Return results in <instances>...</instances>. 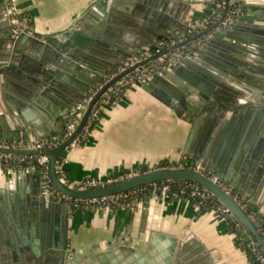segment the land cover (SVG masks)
<instances>
[{
    "label": "water",
    "instance_id": "1",
    "mask_svg": "<svg viewBox=\"0 0 264 264\" xmlns=\"http://www.w3.org/2000/svg\"><path fill=\"white\" fill-rule=\"evenodd\" d=\"M165 1L92 0L74 17L72 25L40 36L30 26L17 30L20 24L11 19L12 2L0 0V93L7 87L9 94L14 92L27 100H38L39 94H49L47 90H55L61 98L67 99L68 96L61 89H55L52 82L75 88L76 96L68 98L67 103L49 94L56 103L51 129L48 132L39 131L38 134L45 142L53 136L60 138L59 125L66 124L60 108H69L74 102L85 99L89 89L114 64L124 61L155 37L190 28L188 21L176 19L167 11ZM254 13L250 10L238 14L232 23L214 31L201 52L184 55L175 64L158 70L150 83H139L171 106L178 116L190 122L191 129L184 147L186 155L191 157L188 165L155 167L92 186L72 184L59 175L60 152L78 139L93 103L108 84L92 98L76 130L58 145L45 146L39 150H5L46 153L49 156L48 175L52 183L63 193L74 197L106 196L159 180L187 179L197 182L224 203L246 228L242 236L248 240L251 233L264 249V238L258 230L262 222L255 221L231 193L209 176L214 172L223 183L231 184L234 188L232 193L248 198L253 209H258L262 203L264 179H260L259 175L264 170V18L246 24V21L253 22ZM225 14L226 11L218 21L193 38L216 28ZM21 42H26L35 54H43L49 60L48 74H42L41 71L35 72L36 77L25 74L26 65L15 53L19 51L18 44ZM178 78L185 81L186 85L178 84ZM244 108H247V116L255 117L250 123L251 133L248 132V137L253 134L256 136L251 148H245L237 154L240 163L233 161L236 158L233 150L227 157L218 152L211 154L209 139L214 133V124L228 112H231V124ZM209 112L213 116L206 128L202 120L206 119ZM0 114L6 121L5 112L1 111ZM200 130L203 141H200L198 148H194ZM0 137L22 139L21 135L13 134L11 129H2ZM242 140H245V134L241 128L235 135L233 147ZM242 158L244 163H241ZM186 161L187 157L183 159V162ZM26 172L29 175L30 168ZM13 173L23 175L18 168L13 169ZM31 175L34 176L31 196L26 198V203L19 198V213L14 211L17 216L14 217L16 220L13 219L15 234L12 236L16 242L10 241L6 245L0 240L3 243H0V257L4 258L5 264H44V260L47 264H77L80 255L75 253L82 251L84 245L71 242L68 205L57 200L54 192H43L42 176L38 169ZM48 209L52 211V218L47 217ZM5 232L6 228L0 222V239L6 238ZM156 237L163 239L165 245L163 249L160 247L164 258L161 264H177L183 246L179 238L153 232L151 247L157 243ZM8 238H11L9 234ZM98 257L104 260L103 254L99 253Z\"/></svg>",
    "mask_w": 264,
    "mask_h": 264
},
{
    "label": "crops",
    "instance_id": "2",
    "mask_svg": "<svg viewBox=\"0 0 264 264\" xmlns=\"http://www.w3.org/2000/svg\"><path fill=\"white\" fill-rule=\"evenodd\" d=\"M10 1L19 12L28 15L29 26L42 36L72 25L74 17L92 0ZM161 1L158 0L159 3ZM238 1L244 7L242 12L255 11L253 22L246 21V24L264 18V0ZM164 3L167 11L176 19L188 21L192 27L212 13V7L206 0H166ZM18 49L15 53L25 63L26 75L36 77L35 72H50L49 60L43 54H35L26 42L19 43ZM177 83L186 85L179 78ZM52 85L68 96L64 99L55 90H47L61 101L67 103L68 98L76 96L77 90L68 84L62 87L61 83L54 81ZM181 88L186 91L184 87ZM8 91L6 87L0 93V112L4 111L7 116L4 121L0 114V131L11 129L13 134L21 135L24 139L40 138L39 131H50L56 103L49 94H39L38 100H27ZM67 108H60L64 118ZM246 109L231 124V112L214 124V133L209 139L211 154L218 152L227 157L233 150L236 155L233 161L240 163L237 154L245 148L250 149L256 137L254 134L248 137V132L251 133L250 123L255 117L247 116ZM212 116L213 113H207L206 119L202 120L203 127L207 128ZM64 126L59 125L61 131ZM241 128L245 140L233 147L235 135ZM190 129V122L178 116L165 101L143 85L134 84L126 88L112 104L103 108L84 141L78 138L60 152L61 168L67 181L80 184L86 179L103 181L122 169L132 171L141 164L155 167L163 159H191L184 151ZM202 131L198 132L194 148H198L200 141H203ZM244 162L242 158L241 163ZM27 168L30 167L20 169L21 175L13 173L12 169L0 167V222L6 228L5 237L8 234L11 236L0 239L6 245L10 241L16 242L13 237V219L16 220L14 217L17 216L14 211L19 213V198L26 203V198L31 196L34 184L31 174L35 169L30 168L28 175ZM259 178L264 179V170H261ZM261 194L263 198L258 211L264 221V186ZM69 211L71 242L84 245L82 251L75 253L80 255L77 264H161L164 258L160 247H165L164 240L156 237L157 243L151 247L153 232L179 238L183 246L177 264H253L241 242L237 241L236 231H246L242 224L240 230H233L227 218L212 207H199L193 199L178 194H150L134 206L124 205L112 209L85 207ZM46 213L48 218L53 217L49 209ZM249 236L251 238L252 234L249 233ZM99 253L104 255V260L98 257ZM4 261L0 257V264H5ZM44 264H47L46 260Z\"/></svg>",
    "mask_w": 264,
    "mask_h": 264
},
{
    "label": "built area",
    "instance_id": "3",
    "mask_svg": "<svg viewBox=\"0 0 264 264\" xmlns=\"http://www.w3.org/2000/svg\"><path fill=\"white\" fill-rule=\"evenodd\" d=\"M206 3L212 7V13L202 19L199 24H196L193 27L190 26V28L186 30H177L167 36L159 35L158 37H155L149 44L138 48L135 53L128 56L124 61L117 62L106 73H104L100 80L89 89L85 99L73 103L65 110L64 116L66 118V124L60 132V138L53 136L49 138L48 142H45L41 138L11 139L0 137V167L4 170H13L15 168L22 169L25 166L38 169L42 176L43 192H54L56 199L66 203L69 209L78 207L83 203L86 204L87 207L112 209L114 207L113 205L119 204L122 199H126L129 195L126 191L93 198H80L63 193L56 188L48 175L49 156L46 153H15L6 151L5 149L39 150L45 146L54 147L55 145H58L76 130L92 98L100 89L108 84L91 107L83 128L89 127L92 120L99 116L101 110H103L106 105L110 104L115 95L122 93L131 85L150 83L153 75L158 70L165 69L168 66L175 64L184 55H196L201 52L209 38L213 36L214 31L220 26H226L229 23H232L234 17L242 13L244 9L238 0H206ZM10 9L12 10L11 19L20 24L16 27L17 30L29 26V18L27 14L19 12L13 3ZM225 11V17L220 25L193 38L194 35L202 32L214 22L218 21L224 15ZM184 165V163H180L178 166ZM58 171L62 173L61 177L66 180L60 162L58 163ZM131 175H133L132 171H126L119 176L108 177L105 182H112ZM209 176L214 181L220 183L224 189L228 193H231L241 203V206L247 210L250 204L248 198L232 193L234 191L233 186L231 184L223 183L214 172H211ZM170 180L172 179H168V181ZM100 182L103 181L86 179L79 185L92 186L99 185ZM150 185L152 194L157 193L156 191L158 189H161L164 192H167L170 189V184L163 181L160 183L158 181L152 182ZM179 193H188L190 199H193L196 196L200 197V200L196 202L199 207L202 205L212 207L225 216L228 221H234L236 229L240 230L241 223L237 220L230 209L211 191L200 186L197 182L191 180L186 182L176 194ZM250 215L255 221L257 220V215L252 212ZM247 247L252 251L258 264H264V249H262L259 242L256 239L251 238L247 243Z\"/></svg>",
    "mask_w": 264,
    "mask_h": 264
},
{
    "label": "trees",
    "instance_id": "4",
    "mask_svg": "<svg viewBox=\"0 0 264 264\" xmlns=\"http://www.w3.org/2000/svg\"><path fill=\"white\" fill-rule=\"evenodd\" d=\"M120 95H121V93H119L118 95H115L112 98L110 104H112L114 102V100H116ZM102 111L103 110H101V112H100V114H99L98 117H96V118H94L92 120V122H91V124H90L89 127L82 129V131L80 132L79 137H78L80 141H84V139L87 137L88 132L94 127L97 119L102 114ZM173 162H175V161H169L168 159H163L158 164V166L171 165V163H173ZM182 163L188 165L189 164V159H187L186 162H183L182 161ZM152 168H155V167H150V166H148L146 164H141V165L133 168L132 170L133 171H138V172H143V171H147V170L152 169ZM126 171H130V170H128V169H122L117 174L111 175L110 177L119 176V175L123 174ZM59 175L61 176L62 173L59 172ZM162 181L163 182H167L168 184H170V189L167 191V193L169 195H171V196H174L177 193V191L182 187V185L185 184L186 182H189L190 180H187V179H172L170 181H168V180H159L158 182L160 183ZM103 183H106V182H100V184H103ZM126 192L129 193L128 197L126 199H122L119 204L113 205L114 206L113 208H117V207L124 206V205L134 206L138 201H140V200L144 199L145 197L149 196L150 194H152V190H151L150 183L141 185V186H139L137 188H133V189H130V190H126ZM156 192L159 193V194L164 193V191L161 190V189H158ZM178 195L180 197H183V198H189V194L188 193H179ZM193 200L196 203L197 201L200 200V197L196 196V197L193 198ZM85 207H87V206H86V204L83 203V204L79 205L78 207H73V209H76V208H85ZM201 207H208V205H202ZM247 211L249 213L252 212V213H254L255 215L258 216V218L256 220L257 222L258 221H261L262 222V224L258 226V230L261 232V234L263 236V232H264V221L262 220L261 213L258 211V209H253L252 203L249 204V206L247 208ZM229 223H230V226L233 228V230H236V226L234 224V221H229ZM236 232H237V239H238L237 241L239 243L241 242L240 244L247 251V253H248V255H249L252 263L253 264H258V261L255 260V257L252 254V251L247 247L248 241L251 238L256 239V237L255 236H251L250 239L246 240V239H243L241 231H236Z\"/></svg>",
    "mask_w": 264,
    "mask_h": 264
},
{
    "label": "rangeland",
    "instance_id": "5",
    "mask_svg": "<svg viewBox=\"0 0 264 264\" xmlns=\"http://www.w3.org/2000/svg\"><path fill=\"white\" fill-rule=\"evenodd\" d=\"M182 161H183V160L175 161V162L171 163L170 166H173V165L178 166L180 163L182 164ZM155 167H162V166H158V165H157V166H155ZM137 172H138V171H133V170H132V173H133V174H135V173H137ZM100 181H101V180H100ZM105 181H106V180H103V182H105Z\"/></svg>",
    "mask_w": 264,
    "mask_h": 264
},
{
    "label": "flooded vegetation",
    "instance_id": "6",
    "mask_svg": "<svg viewBox=\"0 0 264 264\" xmlns=\"http://www.w3.org/2000/svg\"><path fill=\"white\" fill-rule=\"evenodd\" d=\"M186 165V164H185Z\"/></svg>",
    "mask_w": 264,
    "mask_h": 264
}]
</instances>
